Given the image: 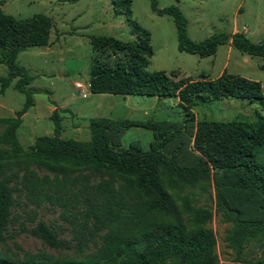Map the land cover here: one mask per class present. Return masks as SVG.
<instances>
[{"label": "trees", "instance_id": "1", "mask_svg": "<svg viewBox=\"0 0 264 264\" xmlns=\"http://www.w3.org/2000/svg\"><path fill=\"white\" fill-rule=\"evenodd\" d=\"M109 3L112 14L125 19L132 39L87 36L95 53L88 70L89 92L175 97L183 113L180 126L145 120L153 140L146 147H123L116 138L118 128L134 121L91 117L88 140L79 142L59 135L54 109L52 134L36 136L22 149L16 130L21 115L33 104L28 87L32 76L15 59L27 47L47 45L52 20L43 13L18 18L0 7V64L6 68L0 76V93L16 78L13 87L24 96L12 116L0 118V264H218L213 233L205 226L210 211L194 206L192 194L183 193L210 173L220 175L222 190L239 193L236 199H222L224 214L231 220L225 241L234 260L244 262L245 246L252 242L260 251L256 262H264V165L253 152L264 145V116L255 111L250 121L196 120L191 138L194 155L187 162L182 141L186 123L194 121L193 106L222 98L262 105L260 83L225 71L210 79H174L162 69L146 70L152 53L149 32L132 18L130 0ZM148 4L155 14L171 17L180 52L205 57L229 43L264 62V38L253 42L241 31H219L194 41L187 36L186 18L176 5L158 8L156 0ZM35 169L46 173L38 175ZM20 193L34 205L43 201L58 205L59 215L70 224L69 239L51 224L34 221L35 212L25 213L33 222L28 232L54 250L71 249L72 255L23 251L13 243L18 252L6 246L15 236L13 223L26 230L14 211ZM248 194L255 200L250 205Z\"/></svg>", "mask_w": 264, "mask_h": 264}, {"label": "rangeland", "instance_id": "2", "mask_svg": "<svg viewBox=\"0 0 264 264\" xmlns=\"http://www.w3.org/2000/svg\"><path fill=\"white\" fill-rule=\"evenodd\" d=\"M171 4L176 5L186 18V34L194 41L219 31L227 34L241 31L253 42L264 38V0H156L158 8ZM0 7L4 13L18 18L34 13L46 14L53 23L51 37L57 39L49 52L42 46H32L16 55L15 61L32 76L29 86L40 87L39 91L31 93L33 104L22 115L16 130L22 149H27L36 136L52 134V112L48 109L51 105L64 104L66 107L65 110L56 108L59 135L79 142L88 140V119L99 117L100 112L104 117L134 121L132 126L118 128L116 138L123 147L129 144L146 147L153 140L152 131L143 125L145 120L166 121L170 128L180 126L183 113L176 105L175 97L128 95L123 100L122 96L108 94L100 99L89 92L88 70L91 56L95 53L87 36L108 35L120 41L132 39L125 19L112 14L109 0H0ZM130 8L132 18L149 32L148 42L152 53L146 70L162 69L167 74L172 73L174 79L185 76L192 79L204 76L210 79L225 71L258 81L264 97V62L261 57L241 53L230 48L229 43L218 45L214 54L205 57L180 52L176 48L175 29L170 16L155 14L149 8L148 0H130ZM108 57L112 59L114 55L108 53ZM5 73V66L0 64V76ZM15 80L16 78L11 79L10 84L0 93V118L12 116L23 103V94L13 87ZM74 81L85 87L84 97L76 92ZM191 111L194 121L186 123L182 137L186 144L183 150L186 162L194 155L191 138L196 120L250 121L254 119L255 111L264 116V100L259 105L256 101L222 98L197 104ZM253 152L255 160L264 165V145L256 146ZM35 170L38 175L46 173L43 169ZM220 187V175L210 173L196 185L183 190V193L192 194L194 206L210 211L211 215L205 226L213 233L218 264H264L256 262L260 251L252 242L245 246V261L234 260L235 255L225 241L231 220L224 214L222 199H236L239 193L227 189L224 191ZM253 198L252 196L250 201H246L248 205L255 201ZM59 210L57 204L47 201L34 205L20 193L14 211L19 221H24L26 230H19L18 223H13L10 228L15 236L6 241V246L18 252L13 243L23 251L43 250L52 254L72 255L71 249L54 250L28 232L33 222L28 221L25 213L31 215L35 212L34 221L40 219L51 224L60 232L61 237L69 239L70 224L59 215Z\"/></svg>", "mask_w": 264, "mask_h": 264}, {"label": "crops", "instance_id": "3", "mask_svg": "<svg viewBox=\"0 0 264 264\" xmlns=\"http://www.w3.org/2000/svg\"><path fill=\"white\" fill-rule=\"evenodd\" d=\"M52 28H53V23H52ZM233 33V32H232ZM51 37V32L49 33V38ZM48 38V43H47V45L46 46H43L44 47V49L45 50H47L48 52L50 51L49 49L50 48H52L53 47V45L55 44V41L57 40V39H55V38H52L51 37V39H49ZM229 46V45H228ZM230 47V46H229ZM228 47V48H229ZM75 82V81H74ZM73 82V83H74ZM30 84V83H29ZM29 84H28V87L31 89V93L32 92H36V91H39V89H40V87H32V86H29ZM73 85V84H72ZM108 94H96V96H97V98L99 97L100 99H101V97H103V96H107ZM119 96H122V99L123 100H125V98L128 96V95H119ZM156 98V97H155ZM176 100H177V98H175ZM99 100V99H98ZM99 103V102H98ZM32 106V105H31ZM56 108H66L65 106H64V104H60V105H58V106H56V105H51V106H49L48 107V109H49V111L50 112H52L54 109H56ZM26 112V111H25ZM24 112V113H25ZM23 113V114H24ZM101 114L99 115V116H101V117H104L103 116V114H102V112H100ZM22 114V115H23ZM72 114H74L75 115V113H72ZM22 115H21V117H22Z\"/></svg>", "mask_w": 264, "mask_h": 264}, {"label": "built area", "instance_id": "4", "mask_svg": "<svg viewBox=\"0 0 264 264\" xmlns=\"http://www.w3.org/2000/svg\"><path fill=\"white\" fill-rule=\"evenodd\" d=\"M74 87L76 89V92L81 96V97H84L85 96V93H84V86L83 84L79 83V82H75L74 83Z\"/></svg>", "mask_w": 264, "mask_h": 264}]
</instances>
